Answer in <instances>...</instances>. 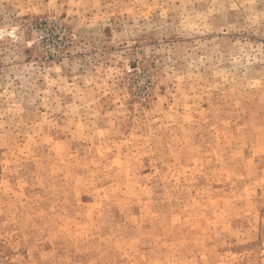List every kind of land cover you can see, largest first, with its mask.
Instances as JSON below:
<instances>
[{
  "label": "rangeland",
  "instance_id": "obj_1",
  "mask_svg": "<svg viewBox=\"0 0 264 264\" xmlns=\"http://www.w3.org/2000/svg\"><path fill=\"white\" fill-rule=\"evenodd\" d=\"M0 264H264V0H0Z\"/></svg>",
  "mask_w": 264,
  "mask_h": 264
}]
</instances>
